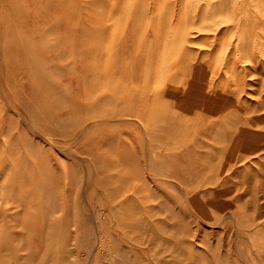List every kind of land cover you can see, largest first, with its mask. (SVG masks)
<instances>
[{"label":"rangeland","instance_id":"rangeland-1","mask_svg":"<svg viewBox=\"0 0 264 264\" xmlns=\"http://www.w3.org/2000/svg\"><path fill=\"white\" fill-rule=\"evenodd\" d=\"M91 2L0 0V176L11 183L0 190V264H264V68L249 69L240 95L229 92L234 85L226 96L256 110L248 118L261 121L254 129L263 140L219 143L237 127L204 132L203 104L192 113L173 100L171 138L127 90L122 117L108 97L107 47L81 36L96 30ZM192 46L202 60L204 43ZM128 67L138 72L139 97L151 84L142 68ZM191 79L175 80L177 95L187 94ZM21 132L37 141L38 156L8 145Z\"/></svg>","mask_w":264,"mask_h":264},{"label":"bare ground","instance_id":"bare-ground-1","mask_svg":"<svg viewBox=\"0 0 264 264\" xmlns=\"http://www.w3.org/2000/svg\"><path fill=\"white\" fill-rule=\"evenodd\" d=\"M178 1L180 5L176 8L173 6V0H92L91 3L94 9L99 12V15L95 16L94 19L92 18L91 21L96 26V30L92 29L91 33V29H84L81 31V36L87 41L93 38L96 44H99L97 47L101 45V42H104L107 47V63L103 74L109 79L110 93L108 97L110 96L111 101L120 105L119 115L122 117L125 112L129 111L127 107L120 103L122 99L124 100V94L127 90L131 96L139 99L140 105L137 111L147 108L150 111L151 122L154 125L156 124L157 127L168 128L167 131L171 138L174 132V129L171 128V123L174 120L173 116L168 113L170 101L173 100L178 105L185 103L192 113H195L196 109L201 108L200 106L203 104V116L206 126L204 132L210 126L213 129L217 125L220 127L227 123L230 127L231 125L236 126V131L235 133L231 132L232 135L234 134L233 138L228 140L221 141L223 138L220 137L219 143L231 141L233 144L238 142L239 144H257L263 140V137L259 134V130L254 129V125L261 123V121L253 116L248 118L251 115H255L256 110L245 112L240 104L237 103L239 99H233L231 102L226 96L229 88L234 85V90L229 92H232V95L235 96L240 95L242 88L239 86L242 80L246 78L245 76L251 74L249 69L259 73V69L261 67L264 68V0ZM78 12L75 10L74 13ZM148 21H153L155 24L153 26L148 25ZM198 40L204 43L207 48L204 50L205 55H202V60L198 59L199 55L195 54L192 46V43L198 42ZM212 53H217L216 61L213 62L211 61L212 58H210L205 62L204 58ZM103 55H105L104 52ZM129 64L137 66L138 71L142 68L145 73L141 72V75L149 79L151 84L139 97L135 95L138 90L132 83L138 72H129L127 70L129 69ZM213 67L215 68L213 69ZM187 73H191V88L183 90L187 93L186 95H177L176 86L178 88L182 86L176 85L175 80L180 76H185ZM223 81H227V84H222L221 82ZM193 86H195L197 91L193 90ZM120 94L123 96L119 97ZM196 97L199 98L198 101ZM219 97H225L224 101L217 106H213L214 100ZM165 98L169 102L165 101ZM148 101L152 102V104L146 106ZM162 101L166 103L162 104ZM5 104H7L6 100ZM7 106L10 107L9 105ZM236 108L237 110H234ZM10 109L12 108L10 107ZM246 113L250 115H246ZM20 116L23 117L22 115ZM110 118L112 117H104L103 122H111ZM219 122L221 124H218ZM22 128L25 129V127L21 126ZM7 134L9 135L10 133ZM8 139L6 140L8 145L13 144L18 150V154L38 156L37 141L34 144V141L26 132L23 133V136ZM149 152L151 151L149 150ZM65 154L67 155L66 152ZM25 161L26 159H23L18 162ZM18 162H16V166L20 169L21 165ZM81 162H83V159ZM8 167L6 166V168ZM65 168L67 167L65 166ZM135 168L137 167L135 166ZM10 184L8 178L6 179V172H3L2 176H0V190L5 191ZM103 184L107 183L104 181ZM123 189V186H121L118 191L122 190L123 192ZM81 195L84 197V194L81 193ZM108 196L110 195L108 194ZM91 224L90 227L92 226ZM115 252L117 254V251ZM117 259H119V256ZM121 263L119 262V264Z\"/></svg>","mask_w":264,"mask_h":264}]
</instances>
